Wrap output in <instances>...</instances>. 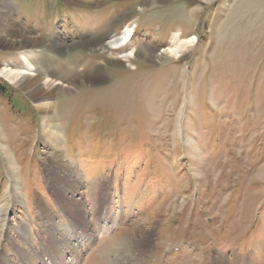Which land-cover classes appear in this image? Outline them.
Instances as JSON below:
<instances>
[{"label":"rangeland","instance_id":"374dc122","mask_svg":"<svg viewBox=\"0 0 264 264\" xmlns=\"http://www.w3.org/2000/svg\"><path fill=\"white\" fill-rule=\"evenodd\" d=\"M0 10L24 32L76 46L31 56L38 78L73 89H54L61 148L45 137L35 95L0 78V209L12 194L27 206L0 219V264L8 236L14 264L36 261L30 244L38 264H111L93 249L153 213L140 264H212L216 252L264 264V0H0ZM127 27L128 45L91 52ZM176 35L197 41L160 59ZM20 44L0 38V67H18ZM97 70L102 81L86 78ZM66 183L77 199L85 192L84 228L57 201ZM79 248L78 260L68 254Z\"/></svg>","mask_w":264,"mask_h":264},{"label":"bare ground","instance_id":"6f19581e","mask_svg":"<svg viewBox=\"0 0 264 264\" xmlns=\"http://www.w3.org/2000/svg\"><path fill=\"white\" fill-rule=\"evenodd\" d=\"M198 2L201 3L202 0H198ZM0 21L3 23L0 27V38L5 39L6 41H14V42L16 41L18 43H21L18 47V51H20L19 55L21 56L20 64L16 68L11 67L10 64L9 65L6 64L3 67H0V78L6 80L12 85L27 87L31 91V93L35 95V97L37 98L36 105L41 112L45 137L48 141L49 140L51 141V144H50L51 146L53 145L55 147L61 148V142H60L61 136L59 135L60 130L57 127V123L54 117L55 90L59 89L58 91L64 92L63 95L69 96V94L72 92L73 89L70 85L68 86V83L64 84V83H59L58 81L55 82V80L51 78L48 79V77L47 79H42V80L38 78V74L41 73V72L39 73V71L41 70V66L40 65L38 66L37 64L33 63L31 61L32 60L31 56L36 55L37 52L40 53L41 51H43L47 55L50 54V56H53L54 53H55V56H57L56 54L62 53V55H67L70 57V55L72 56L73 51L76 48V46L75 45L70 46L67 44L65 45L64 43H59L57 41H54V39H50V38L49 39L47 38L48 39L47 41L46 39H42L36 35H33L34 33L33 34L27 33L29 31L24 32L18 27H16L15 24H12L11 22H7L8 20L5 21V19L1 15H0ZM132 37H133V29H131V27H127L120 37L116 35L107 36L103 40L101 41L99 40V42L93 47H91L90 50L91 52L93 51V53H98V52H103L105 50H109L110 48L120 49V47L128 45ZM196 41H197L196 35H193L188 39H183L181 38L180 35H176L173 38V42H172L173 44H171L167 48H164L160 52V54H158V57L160 59H165L169 57H177L179 53L181 52V50H183L186 46L188 47L193 46ZM96 73L98 74L97 76H93L95 74L93 73L91 75H88L86 78H88L89 80H92L93 82H97V80L99 79H100L99 81H102L103 80L102 77L99 76V75H102L101 71L97 70ZM47 143L49 142H46V143L43 142V145L47 146L48 145ZM3 151L7 155V157L11 158V153L7 151V149L4 148ZM261 175L264 177L263 172ZM13 184H14V181L11 180L10 186H12ZM77 188L78 187L75 185H69V184L61 185L58 191L56 192L57 194L56 198H57V201H59L62 204L63 211L68 213L69 217H71V219L74 221L76 227L80 229V228L86 227L85 221L87 217L85 214L86 210L84 206V196H85L84 190L80 191L81 196H79L78 199L72 195L74 192H76ZM15 196L12 194L10 197L11 201H13V206L8 202L2 205L0 209V219L1 220H6V219L8 220L9 213L14 211V209H16L17 206H22L24 210H26L27 212V206H26V202L24 198L22 196H18V197H15ZM41 204H43V208ZM39 207L41 209L40 213L46 215V218L44 220L47 219L48 222L46 221V223L48 225L56 226L59 223V221L55 219L56 215L54 213V210H52L48 204L40 200ZM26 215L27 217L24 223L27 220H31L29 214H26ZM157 217H158V214L156 213H153L147 216L145 219V222L139 223L135 227L130 228L127 233L125 232L120 233L119 235H117V237L115 236L112 241L109 239L110 244L117 242L116 245L114 246L109 245L107 247L105 246V243L108 241L100 242V244L98 243V246L95 247L93 251L97 252L99 250L102 259H107V260L110 256L114 255L115 262H111V264H140L141 256L139 255L137 257V252H139L142 255V253L146 251L148 247H150V239L152 238L153 234L151 233V231H149L150 228H149L148 222H153L154 220H156ZM24 223L22 224V227L24 225V229L22 230H25V232H23V234L21 233L22 237H24L27 234L29 235L28 230L31 225V222L30 223L28 222L26 224ZM6 226H7V223H4L3 230H5ZM59 229L60 230L62 229L61 226L60 228H58V230ZM15 231L17 232V230ZM2 233L3 231L2 229H0V234ZM89 233L84 232L83 234L86 237L90 238L89 240L92 239L93 241L96 234L95 232H89ZM31 234L32 233H30V236L34 238L33 237L34 235L33 234L31 235ZM79 235L77 234L78 237ZM118 237L121 239H117ZM2 238H0V241ZM8 238H9L8 241L10 240L12 242V245L10 243L9 244L10 246L6 245V247L4 248L5 253L3 254V259L1 260L2 261L1 264L2 263L14 264L11 255H12V252L13 254L15 253L14 251H12V249L16 247V243L15 241L11 240L10 236H8ZM73 238H75L74 241L80 239V237L77 238V237H74V236L72 237L71 235H69L68 241L66 242L65 240V243H63L65 244L64 246L68 247L70 243L69 239L73 240ZM86 244L89 245L88 242ZM91 245L92 244L90 243V247ZM29 249L33 251V256L35 257V260H36L33 263L31 261L30 262L32 264H38L39 263L38 261L44 258L43 255H41L40 250L38 249V246L30 244ZM68 254L71 257H74L75 259L78 260L82 254V248H79V250H76V251L71 250L68 252ZM258 254L260 255V257L258 258L263 257L264 247H262L261 251L259 250ZM211 258H212V261H211L212 264H230L228 260L226 259V256L222 254L221 252L214 253L211 256ZM250 262L251 264L254 263V261L250 257H249V260L238 259V258L235 259V264H249ZM69 264H73L72 261L69 262Z\"/></svg>","mask_w":264,"mask_h":264}]
</instances>
